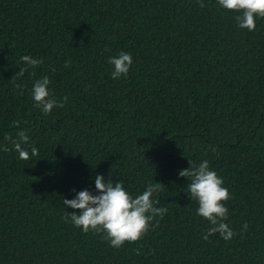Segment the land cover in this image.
I'll return each mask as SVG.
<instances>
[{"label": "trees", "instance_id": "1", "mask_svg": "<svg viewBox=\"0 0 264 264\" xmlns=\"http://www.w3.org/2000/svg\"><path fill=\"white\" fill-rule=\"evenodd\" d=\"M203 2L0 0V264H264V18L248 31ZM122 51L133 64L113 80ZM25 55L44 62L11 79ZM44 76L68 98L50 114L32 98ZM21 130L29 160L6 139ZM204 160L232 194L230 241L202 238L212 225L179 176ZM98 174L134 197L163 184L168 212L121 248L84 233L62 201L96 194Z\"/></svg>", "mask_w": 264, "mask_h": 264}, {"label": "clouds", "instance_id": "2", "mask_svg": "<svg viewBox=\"0 0 264 264\" xmlns=\"http://www.w3.org/2000/svg\"><path fill=\"white\" fill-rule=\"evenodd\" d=\"M201 8L205 7L203 0H198ZM220 7L239 13L235 16V21L239 28L254 31L256 29L257 18H264V0H217ZM21 61L27 68H21L11 78L13 80L22 77L28 68H36L44 61L29 55L21 57ZM114 66L111 73L113 80L126 76L133 64V57L130 53L120 52L118 56L110 57L108 61ZM71 61L65 62V67H69ZM54 70V69H53ZM34 74V73H33ZM51 81L48 76L36 80L32 89L34 107L41 108L45 114H50L54 108H63L68 98L62 101L54 98L49 90ZM20 87V85H16ZM19 125V122H14ZM18 139L7 136L15 150L19 153V158L29 160V151L22 147L27 144L29 136L26 131L17 133ZM5 151L10 149L5 148ZM215 151V148H213ZM31 155L37 156L38 149L31 148ZM190 167L179 171V176L187 178L188 193L191 199L198 202L197 214L212 225L207 229L202 237L208 240L210 236L219 233L225 241H230L236 233L226 222L228 220L229 209L226 202L232 198V194L224 187V180L210 168L207 160L199 165L190 163ZM165 186L161 183H150L142 194L135 197L124 187V182H114L109 179L104 180L102 174L95 177L96 194L85 189L79 191L75 198L63 199L62 203L66 208L78 210V212H67L64 216L65 222H71L75 227L82 229L84 233L93 232L101 235V239L109 242L111 247L121 248L124 244L135 243L144 238L150 227L158 225L152 221L159 217L163 219L168 212L167 207H157L159 200L153 199L154 194L160 192ZM75 191V190H74ZM247 229V224L243 225V230ZM137 255L139 250L134 249Z\"/></svg>", "mask_w": 264, "mask_h": 264}]
</instances>
